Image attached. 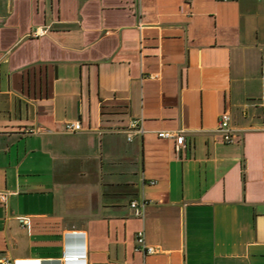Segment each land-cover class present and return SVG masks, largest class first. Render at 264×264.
I'll return each instance as SVG.
<instances>
[{
  "label": "crops",
  "instance_id": "1",
  "mask_svg": "<svg viewBox=\"0 0 264 264\" xmlns=\"http://www.w3.org/2000/svg\"><path fill=\"white\" fill-rule=\"evenodd\" d=\"M263 113L264 0H0V264H264Z\"/></svg>",
  "mask_w": 264,
  "mask_h": 264
},
{
  "label": "built area",
  "instance_id": "2",
  "mask_svg": "<svg viewBox=\"0 0 264 264\" xmlns=\"http://www.w3.org/2000/svg\"><path fill=\"white\" fill-rule=\"evenodd\" d=\"M228 1V0H222ZM45 34V30L38 28L33 33L32 36L40 37ZM264 116V113H263ZM232 117L228 111L223 112L220 115L218 131L223 136L225 142L232 143L234 141V130L232 128ZM82 130V123L80 121L70 122L66 124V131L68 133H76ZM129 131H135L138 134H144L145 129L143 128L142 121L140 120H132L129 125ZM39 132L38 129H30L28 130L29 134ZM158 137L164 140H174L178 145L185 144V136L182 133L172 132V131H158ZM130 140V138H129ZM151 184H155V182H151ZM8 191L0 190V204L8 205L9 202ZM146 203L144 201L134 200L131 202V207L134 209L135 214L138 217H142L144 215ZM24 221V220H23ZM25 222V221H24ZM137 249L144 251L147 254H153L155 249L147 244L146 235L144 231H141L137 235ZM66 260H76V258H66ZM5 264H12L10 261H5Z\"/></svg>",
  "mask_w": 264,
  "mask_h": 264
}]
</instances>
